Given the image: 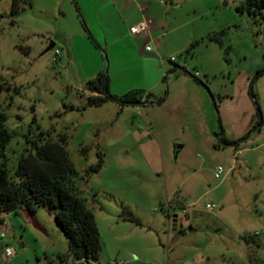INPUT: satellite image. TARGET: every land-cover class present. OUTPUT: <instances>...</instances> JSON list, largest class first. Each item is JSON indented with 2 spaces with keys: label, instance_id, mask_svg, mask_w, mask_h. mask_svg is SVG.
I'll return each mask as SVG.
<instances>
[{
  "label": "rangeland",
  "instance_id": "374dc122",
  "mask_svg": "<svg viewBox=\"0 0 264 264\" xmlns=\"http://www.w3.org/2000/svg\"><path fill=\"white\" fill-rule=\"evenodd\" d=\"M30 1L13 16L0 0L8 170L35 141L66 136L102 251L77 260L52 211L18 209L0 212V264H264V20L242 0H132L152 28L135 51L116 41L126 0ZM101 76L145 103L91 104ZM8 247L20 257L6 261Z\"/></svg>",
  "mask_w": 264,
  "mask_h": 264
},
{
  "label": "trees",
  "instance_id": "16d2710c",
  "mask_svg": "<svg viewBox=\"0 0 264 264\" xmlns=\"http://www.w3.org/2000/svg\"><path fill=\"white\" fill-rule=\"evenodd\" d=\"M29 2L12 0V15L20 14L24 4ZM238 9L241 13L264 20V0H242ZM107 84L104 76L88 84L94 93L89 96L91 104L99 106L111 101ZM143 98L139 90L121 96L124 101L141 104L145 103ZM147 98H151L150 94ZM7 120V114L0 111V212L26 209L33 213L39 208H47L54 213L57 225L68 240L70 255L88 262L99 260L102 242L97 220L87 200L80 196L76 182L80 175L67 150V137H60L59 141H35L33 148L21 157L12 176L8 170L7 150L13 136L7 128ZM221 143L238 147L240 142L223 136ZM103 163V156L99 154L98 163L90 166L85 175L100 171ZM126 213L125 219L139 223L131 211L126 210Z\"/></svg>",
  "mask_w": 264,
  "mask_h": 264
},
{
  "label": "crops",
  "instance_id": "0c3cea01",
  "mask_svg": "<svg viewBox=\"0 0 264 264\" xmlns=\"http://www.w3.org/2000/svg\"><path fill=\"white\" fill-rule=\"evenodd\" d=\"M123 7L126 10V14L127 15H122L119 11L118 16L120 18V23L123 27V34H122V38L118 37L116 38V41H121L123 39H129L131 40L130 46L134 47L135 51H138L139 47L142 48V41H144L145 39L147 40V38H149L151 36V31L152 28L150 26V30L146 35H140V36H135L132 35L130 32V29L132 26H134L135 24L139 23L141 20L146 19L144 18V16L142 17V2H140V5H136L135 2H133L132 0H126L125 2H121ZM112 6H114V9H116V0H113V2H111ZM104 5H99V17H101L103 14V7ZM118 10V9H117ZM107 12V10H106ZM105 12V14H106ZM110 13V12H109ZM111 15V13H110ZM129 15V16H128ZM152 52V51H149ZM118 94H122V95H118V96H123L126 94V92L123 93H118ZM38 211V210H37ZM36 211V212H37ZM26 212V209H25ZM29 217H31L29 215ZM35 221V220H33ZM54 255L56 254V249H54L53 251ZM21 254H19L18 252L15 251L14 256H12L10 258V260L8 262L11 261V259H18ZM3 258H4V253H3Z\"/></svg>",
  "mask_w": 264,
  "mask_h": 264
},
{
  "label": "built area",
  "instance_id": "2783aa9c",
  "mask_svg": "<svg viewBox=\"0 0 264 264\" xmlns=\"http://www.w3.org/2000/svg\"><path fill=\"white\" fill-rule=\"evenodd\" d=\"M150 23L151 22L148 21L147 19L141 20L139 23H137V24H135L134 26L131 27V29H130L131 34L135 35V36L146 35L149 32V30H150ZM146 49H147V51H152L153 50L152 46H150V45H148L146 47ZM59 53H60V51L57 50V54L58 55H59ZM172 60H174V57L172 58ZM224 172H225L224 167L223 166H218L216 168L215 175H216L217 178H221L224 175ZM207 208L212 210L214 208V206L211 205V204H208ZM260 234H262V232L256 231V232H254L252 234V236H259ZM14 254H15V250L8 247L4 251V259L6 261H9L10 258L12 256H14Z\"/></svg>",
  "mask_w": 264,
  "mask_h": 264
},
{
  "label": "water",
  "instance_id": "95a60500",
  "mask_svg": "<svg viewBox=\"0 0 264 264\" xmlns=\"http://www.w3.org/2000/svg\"><path fill=\"white\" fill-rule=\"evenodd\" d=\"M54 46H55V43H52L49 46L48 50L53 49ZM109 96H110V98H111L112 101L117 102L119 104H123V103L124 104H134V105H140L141 104V102L131 103L130 101H124L123 99L117 98L116 96L110 94V92H109ZM181 147H182L181 145L178 146V148H181ZM174 230H177V224L176 223L174 224Z\"/></svg>",
  "mask_w": 264,
  "mask_h": 264
}]
</instances>
